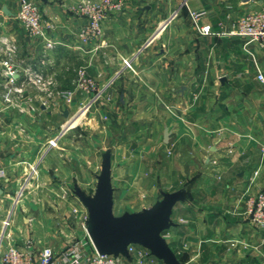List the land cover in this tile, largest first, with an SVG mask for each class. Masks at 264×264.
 <instances>
[{"label":"crops","instance_id":"0c3cea01","mask_svg":"<svg viewBox=\"0 0 264 264\" xmlns=\"http://www.w3.org/2000/svg\"><path fill=\"white\" fill-rule=\"evenodd\" d=\"M37 2L49 24L43 37H29L15 19L16 0H0V37L14 40L17 65L51 76L71 101L55 96L43 103L38 95L14 107L0 100V236L13 208L7 196L32 177L78 181L67 154L82 156L106 137L115 139L128 121L129 136L137 128L161 134L162 150L183 175L186 166L203 161L206 171L193 188L185 187L188 200L174 207L176 226L165 235L178 259L264 264V230L247 215L248 200L264 191V82L257 78L264 76V49L232 33L239 17L264 7V0H125L91 44L77 38L86 22L77 11L82 0ZM190 11L202 12L198 24L209 33L197 30ZM80 67L96 91L75 88ZM53 137L57 148L49 147ZM107 148L114 199L117 148ZM101 152L81 180L90 181L89 168L96 176Z\"/></svg>","mask_w":264,"mask_h":264},{"label":"rangeland","instance_id":"374dc122","mask_svg":"<svg viewBox=\"0 0 264 264\" xmlns=\"http://www.w3.org/2000/svg\"><path fill=\"white\" fill-rule=\"evenodd\" d=\"M119 1L122 5L121 10L109 12L105 19L109 15L123 11L125 0ZM80 4L77 11L81 14ZM54 89L57 92L61 91L56 83ZM125 123L128 121L118 128L115 139L106 137L104 142H99L97 148L82 151V156L74 152L72 156L67 154L69 161L76 166L78 181H43L32 177L17 190V193L7 196L8 206L13 203V208L7 216L9 224L4 231V244L0 249L11 245H22L26 241H32L36 247H43L63 244L67 239L72 241L76 238L87 239L85 235L86 210L71 190L73 184L77 183L87 194H92L94 181L96 182L93 172L89 168L86 173L89 182L80 179L81 172H86L87 167L92 166L93 159L98 162L99 150H105L104 147L115 146L117 148L113 163L116 186L113 205L115 215H120L125 211H140L142 208L149 207L161 197L159 189L167 192L181 187L191 189L199 176L206 171L205 167L201 166L203 161L198 160V166H186L183 175L180 169L177 170L176 159L170 160L169 156H166V150H162L161 134L155 136L148 133L145 128H137L129 136L127 132L130 127ZM111 131L114 130L111 129ZM60 144L56 143L53 148H57ZM78 163L82 164L83 169H80ZM99 170L100 165H98L97 173ZM173 228L174 226L170 229ZM167 231L164 235H167Z\"/></svg>","mask_w":264,"mask_h":264},{"label":"built area","instance_id":"2783aa9c","mask_svg":"<svg viewBox=\"0 0 264 264\" xmlns=\"http://www.w3.org/2000/svg\"><path fill=\"white\" fill-rule=\"evenodd\" d=\"M255 1V0H249ZM15 19L21 24L31 38L43 37L48 22L42 17L36 0H16ZM86 22L79 28L77 38L81 44H91L102 34V23L106 15L121 10L119 0H85L80 6ZM1 15V13H0ZM202 12L190 11V16L196 28L201 33H209V27L199 25ZM240 36L247 44H255L264 49V7L245 11L237 21V27L232 32ZM46 48H52L54 41L46 39ZM16 44L12 38L0 37V77L3 79L0 100L4 105L19 107L23 101H32L41 95L43 103L53 99L57 94L70 102L68 91H55L51 76L35 69L31 64L19 66L15 63ZM126 60L125 65L129 66ZM75 85L80 91H94L96 84L84 68L76 72ZM257 78L264 82L262 73ZM58 137L49 140V147L57 143ZM77 211V209H75ZM247 215L250 223L258 230H264V191L257 192L248 200ZM86 220V219H85ZM8 217L3 220L0 247L5 237V229L9 224ZM86 223V221H85ZM86 231V227H85ZM87 239H67L63 244L36 247L32 241L22 245L7 246L0 249V264H164L153 256L146 248L129 244L128 257L122 255L99 254L93 247L86 232ZM84 235V236H85ZM164 235V233H163ZM165 237V235H164Z\"/></svg>","mask_w":264,"mask_h":264},{"label":"water","instance_id":"95a60500","mask_svg":"<svg viewBox=\"0 0 264 264\" xmlns=\"http://www.w3.org/2000/svg\"><path fill=\"white\" fill-rule=\"evenodd\" d=\"M3 11L6 12L5 8ZM64 114L67 116V111ZM111 152L107 148L100 154V170L95 176L92 194H87L77 183L71 190L86 210V232L93 247L99 254L128 257L127 246L137 244L164 264H185L178 259L163 233L176 226L173 209L177 203L188 200L187 189L181 187L170 192L160 189L161 197L149 207L115 215Z\"/></svg>","mask_w":264,"mask_h":264}]
</instances>
